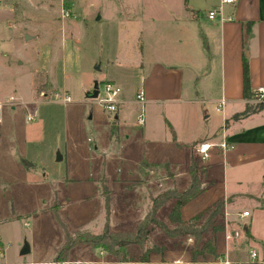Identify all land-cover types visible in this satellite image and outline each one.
I'll list each match as a JSON object with an SVG mask.
<instances>
[{
	"label": "rangeland",
	"instance_id": "rangeland-1",
	"mask_svg": "<svg viewBox=\"0 0 264 264\" xmlns=\"http://www.w3.org/2000/svg\"><path fill=\"white\" fill-rule=\"evenodd\" d=\"M4 1L14 4L15 14L12 24L0 26V264H143L145 254L149 261L190 259L201 244L205 252L214 247L205 255L209 260L231 244L244 245L242 224L229 219L222 198L215 200L223 201L220 210L211 201L218 181L192 151L201 138L189 145L190 153L170 143L171 133L185 141L210 127L202 118L206 105L140 103L134 97L145 88L139 81L145 72L130 67L138 56L184 68L196 64L185 69L184 82L195 88V78L212 61L198 34L201 24L189 27L194 37L177 58V34L184 29L174 20L177 0L165 6L160 0ZM137 19L141 37H126L128 21ZM109 79L120 87L118 111L98 103ZM95 81L98 96L86 98ZM9 95L13 100L5 99ZM258 102L253 98L250 108ZM141 111L144 122L137 124ZM194 181L203 193L181 207L179 235L150 222L151 215L146 219L153 198L166 190L183 192ZM172 201L164 200L154 213L169 230L175 228L167 219ZM143 224L146 231L136 234ZM105 229L118 234L123 261L86 242L56 259L66 236Z\"/></svg>",
	"mask_w": 264,
	"mask_h": 264
},
{
	"label": "crops",
	"instance_id": "crops-1",
	"mask_svg": "<svg viewBox=\"0 0 264 264\" xmlns=\"http://www.w3.org/2000/svg\"><path fill=\"white\" fill-rule=\"evenodd\" d=\"M168 1L160 0L164 6L170 5ZM219 4L220 0H177L173 6L179 11L174 20L184 28L177 34V58H181L179 54L190 46L194 34L189 32V27L196 21L201 24L198 34L202 45L212 60L200 77L192 79L193 90L184 83L185 69L192 71L191 67L196 64L184 68L180 63L142 61L138 56L135 66L130 67L139 73L145 72V76H139V81L141 85L145 83V88L141 87L146 102L206 105L202 118L209 120L210 127L195 131L185 141L177 140L171 133L170 143H174L176 149H185L190 153L189 145L198 138H201L200 141L220 142L225 139L228 142L230 147L225 152L217 146L213 147L205 161L211 178L218 181L219 186L211 201L222 198L229 219L234 221L233 224H242L243 231L248 230L251 237L244 232V245L231 244L225 254H217L216 259L192 261L183 256H169L143 264H225L224 261L228 264H264V106L246 115L233 117L253 101L254 90L264 86V0H234L222 4L221 12L208 18L207 11ZM13 6L0 0V26L2 23L12 24ZM201 11L203 15L200 17ZM130 21L129 33L132 35L126 32L125 36L138 40L143 24L138 19ZM186 34L187 39L184 38ZM128 52L132 55L129 48ZM18 61L21 65L24 63L20 59ZM244 65L250 97L244 95ZM105 81L114 82L112 79ZM33 82L34 77H31V87ZM221 100L224 104L217 109ZM118 116V112L115 113L114 119H119ZM195 145L192 151L196 155ZM22 159L25 158L20 161ZM243 211H248V215L241 216ZM0 247L2 250L1 240ZM251 251L256 254L254 258L250 256Z\"/></svg>",
	"mask_w": 264,
	"mask_h": 264
},
{
	"label": "trees",
	"instance_id": "trees-1",
	"mask_svg": "<svg viewBox=\"0 0 264 264\" xmlns=\"http://www.w3.org/2000/svg\"><path fill=\"white\" fill-rule=\"evenodd\" d=\"M244 80H245L244 95L246 97H250L251 94H249V92L247 91L246 65H244ZM263 106H264V101L258 102L254 108H250V105L246 104L244 109L241 112L234 114L233 117L237 118L239 116L246 115L250 112H253V111H256V110L262 108ZM198 142H200V141H198ZM27 161H28L27 159L21 160V162L26 167H29V165L27 164ZM189 171H190V173H192V171H193L192 166L189 167ZM199 193H200V189H198L195 186V181L192 182V184L186 190H184L183 192H180V193H177V192L172 191V190H166L163 193L157 195L155 198H153L152 207L149 211L150 213L147 214L146 219L148 218L149 215H151L150 216V222L154 223L155 225L160 227L165 232H168L171 236H177V235H179V230L183 229V226H182L183 220L180 217L181 207L186 202H188L190 199L194 198ZM169 198H172L173 201H172V205L169 209V212L167 214V219L170 223L175 225V228H173L171 230H169L166 227L165 223H163L160 220H157L154 216L155 210L160 205V203H162L164 200L169 199ZM108 202H109V199H106L105 200L106 208H108ZM215 203H216L217 208L220 210L222 205H223V201L217 200V201H215ZM146 224H147V222H146ZM143 227H144V224L139 225L136 234L140 235L142 231L145 232L146 230ZM244 232L247 233L246 234L247 237H251L250 234L248 235V230H245ZM117 236H118L117 233H108L107 229H105V232H103L102 234H96V235H92V234H88V233H78L74 239L66 236V241L60 250L62 252L56 256V259L64 260V258H65L64 254L71 246H73L77 242H86V243H89L90 245H92L94 247H100V248H103L104 250H108L110 252H113V255H115V257L118 260L123 261L124 260L123 256H120L119 252L116 250L119 247H123V244L120 241H118ZM206 247L207 246L205 244H201L200 248H197V249L195 248L194 250H191L190 260H192V261L208 260V259H205V255H206V253H212L214 251V247L213 246L211 247V251L205 252ZM62 254H63V256H62ZM213 259H215V258H213ZM140 260L144 261V262H148L149 256L147 254H145L142 258H140Z\"/></svg>",
	"mask_w": 264,
	"mask_h": 264
},
{
	"label": "built area",
	"instance_id": "built-area-1",
	"mask_svg": "<svg viewBox=\"0 0 264 264\" xmlns=\"http://www.w3.org/2000/svg\"><path fill=\"white\" fill-rule=\"evenodd\" d=\"M232 2H234V0H220V4L218 6H215L207 11V17L213 18L217 13L221 12L222 4L232 3ZM62 14L68 15L67 12H65V14L64 13ZM119 93H120V87L116 83L112 81H106L103 83V95L98 98V103L102 104L103 107L107 109L108 111H116L118 108V103H119ZM134 97L138 102L140 103L144 102L145 97H144V90L142 87H140L136 91ZM253 98H255L259 102L264 101V86H258L254 90ZM9 99L13 100V96H10ZM69 99L70 98L68 96H64L62 98L64 102L69 101ZM223 104H224V100H221L217 109L221 108ZM32 118L33 117L31 115L27 116V119L29 120ZM143 122H144V118H143V113L141 111L136 116V123L142 124ZM216 146L219 147L222 152H225L227 148L230 147L228 142L225 139H222L220 142H212L209 140L200 141L195 145L194 149H195L196 155L199 157L200 160L207 161L210 155V150ZM247 215H248V211H243L241 213V216H247ZM0 253H1V250H0ZM255 255L256 254L254 251L250 252V256L252 258H254ZM224 262L225 264H228V261H224Z\"/></svg>",
	"mask_w": 264,
	"mask_h": 264
},
{
	"label": "water",
	"instance_id": "water-1",
	"mask_svg": "<svg viewBox=\"0 0 264 264\" xmlns=\"http://www.w3.org/2000/svg\"><path fill=\"white\" fill-rule=\"evenodd\" d=\"M84 96L90 99L96 98L98 96V83L96 81L93 83L92 90L86 92Z\"/></svg>",
	"mask_w": 264,
	"mask_h": 264
}]
</instances>
